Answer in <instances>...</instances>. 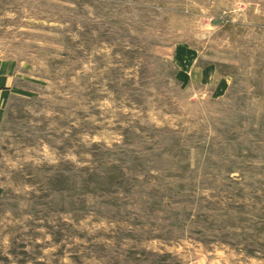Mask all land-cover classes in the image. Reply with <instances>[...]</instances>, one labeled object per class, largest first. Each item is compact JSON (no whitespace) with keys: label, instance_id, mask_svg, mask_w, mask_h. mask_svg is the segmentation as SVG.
Masks as SVG:
<instances>
[{"label":"rangeland","instance_id":"obj_1","mask_svg":"<svg viewBox=\"0 0 264 264\" xmlns=\"http://www.w3.org/2000/svg\"><path fill=\"white\" fill-rule=\"evenodd\" d=\"M0 264H264V0H0Z\"/></svg>","mask_w":264,"mask_h":264},{"label":"crops","instance_id":"obj_2","mask_svg":"<svg viewBox=\"0 0 264 264\" xmlns=\"http://www.w3.org/2000/svg\"><path fill=\"white\" fill-rule=\"evenodd\" d=\"M20 89L19 80L12 64L8 61L0 60V120L6 104L12 95Z\"/></svg>","mask_w":264,"mask_h":264}]
</instances>
